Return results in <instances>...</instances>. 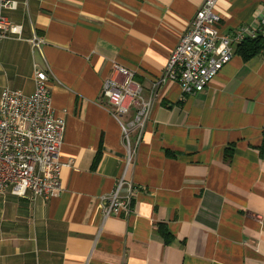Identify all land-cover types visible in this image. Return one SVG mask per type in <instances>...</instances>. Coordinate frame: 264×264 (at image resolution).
<instances>
[{
  "label": "crops",
  "instance_id": "1",
  "mask_svg": "<svg viewBox=\"0 0 264 264\" xmlns=\"http://www.w3.org/2000/svg\"><path fill=\"white\" fill-rule=\"evenodd\" d=\"M15 1L21 37L0 41V92L31 95L34 67L46 70L63 167L46 199L0 196V264H264V53L245 62L235 47L201 93L167 83L153 97L204 0ZM262 5L219 0V33ZM116 68L152 99L141 132L136 106L120 115L102 95ZM120 181L130 213L103 220L98 198Z\"/></svg>",
  "mask_w": 264,
  "mask_h": 264
},
{
  "label": "built area",
  "instance_id": "2",
  "mask_svg": "<svg viewBox=\"0 0 264 264\" xmlns=\"http://www.w3.org/2000/svg\"><path fill=\"white\" fill-rule=\"evenodd\" d=\"M219 0H204L194 18L181 33L178 43L156 81L152 96L160 86L177 83L183 96L201 93L216 74L234 56V49L246 40L264 41V5L252 16V22L228 33H219V18L214 8ZM17 9L15 0H0V41L20 39L21 27L6 17ZM39 41L33 46L38 48ZM264 53V49L262 50ZM47 68V67H46ZM48 70V68H47ZM120 81L108 79L102 86V95L118 114H125L127 103L136 106L132 125L143 131L149 117L152 99L144 101L141 87L133 75L116 68ZM65 130L63 119L56 118L51 108V92L46 70L34 67V92L24 95L17 90L0 92V196L10 192L17 197L30 193L33 199H46L61 190L60 149ZM127 138L126 128H122ZM140 142V139H139ZM139 142L137 144H139ZM120 181L113 192L98 198L103 220L125 219L130 213V197H119Z\"/></svg>",
  "mask_w": 264,
  "mask_h": 264
},
{
  "label": "trees",
  "instance_id": "3",
  "mask_svg": "<svg viewBox=\"0 0 264 264\" xmlns=\"http://www.w3.org/2000/svg\"><path fill=\"white\" fill-rule=\"evenodd\" d=\"M264 49V41L261 38L254 40H246L239 44L235 49V54L238 55L243 61L247 62L258 56ZM165 242H168V237L162 235Z\"/></svg>",
  "mask_w": 264,
  "mask_h": 264
},
{
  "label": "rangeland",
  "instance_id": "4",
  "mask_svg": "<svg viewBox=\"0 0 264 264\" xmlns=\"http://www.w3.org/2000/svg\"><path fill=\"white\" fill-rule=\"evenodd\" d=\"M2 91V90H1Z\"/></svg>",
  "mask_w": 264,
  "mask_h": 264
}]
</instances>
